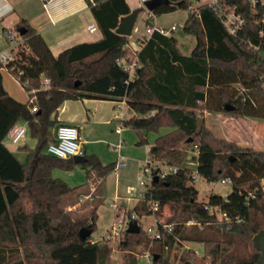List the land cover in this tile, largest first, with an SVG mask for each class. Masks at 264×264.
Segmentation results:
<instances>
[{
	"label": "trees",
	"instance_id": "trees-1",
	"mask_svg": "<svg viewBox=\"0 0 264 264\" xmlns=\"http://www.w3.org/2000/svg\"><path fill=\"white\" fill-rule=\"evenodd\" d=\"M85 1L101 33L99 40L76 44L54 56L21 20L15 32L24 39L27 50L20 47L13 60L0 63V264H111L110 247L90 241V235L85 240L78 235L81 228L95 230L96 207L89 216L75 217L66 210V201L79 197V191L91 182L105 179L115 164L103 165L96 155H84L87 161L80 165L86 182L70 187L51 172L54 168L71 170L77 164L46 152L61 125L59 107L65 101L82 99L124 100L131 115L121 123L136 133L139 146L148 145V133L170 128L149 146L147 159L157 170L169 165L177 171L155 178L130 210L142 218L153 214V202L159 205L158 211L165 204L177 206L171 230L161 228V239L152 240L158 244L152 264H167L164 250L183 242L201 245L200 256L188 252L197 264H255L259 252L251 238L264 228V149L241 147L215 137L205 127L197 133L196 125L204 112L264 120V46L254 50L248 45L258 43L247 31L254 23L247 21L246 30L231 37L213 12L198 6L182 26L195 38L189 56L179 52L173 37L155 31L146 39L138 35L136 41L141 45L133 50L129 37L115 33L119 18L131 12L126 1ZM169 2L147 12L144 29L154 27V16L189 10L196 0ZM133 61L130 75L124 67ZM3 69L28 94L26 102L15 100L4 89ZM43 79L49 80L48 86L42 85ZM226 105L232 109L226 110ZM17 124H23L37 142L35 150L26 145L20 148L25 153L23 162L3 144ZM188 155L197 163L199 177L207 182L225 181L231 192L210 194L205 202L198 201ZM138 228L136 234L123 232L118 250L124 264H138L131 251L150 242Z\"/></svg>",
	"mask_w": 264,
	"mask_h": 264
},
{
	"label": "rangeland",
	"instance_id": "rangeland-1",
	"mask_svg": "<svg viewBox=\"0 0 264 264\" xmlns=\"http://www.w3.org/2000/svg\"><path fill=\"white\" fill-rule=\"evenodd\" d=\"M188 14L189 10H177L154 16L156 27L169 29L171 26H176V29L171 31L170 35L176 38L179 49L186 55H190L191 50L195 46L194 36L186 34L182 30L183 23ZM146 18L147 11L143 10L138 16L137 24H140L141 20L144 21ZM134 30L135 32L141 31V34L145 31V29L141 30L139 27ZM94 36L96 37L97 33ZM132 39L130 38V42L133 44ZM3 77L4 84L11 91L24 92L18 84L10 79L6 71L3 72ZM15 95L20 97L18 94ZM103 101L105 102L103 104L106 108L105 110L108 113L110 112L108 123L90 125L88 127V135L83 133V139L88 141L85 145L87 155L95 153L103 165L114 163L115 170L98 184H92L91 182L83 191H79V197L67 200L66 210L71 211L75 217H85L89 216L93 207H96V227L90 234V240L102 242L111 248V264H124L125 261L122 253L118 250V245L131 219H136L141 229L146 232L147 228L156 223L160 225L170 224L172 218L177 213L176 205L165 204L157 213H153L150 216L136 218V216L130 214V210L140 200V194L145 190V187L140 186L139 182L145 180L143 168L148 158V146L154 143L158 135L170 131V128H162L158 133H148V145L139 146L136 144V133L128 127H123L120 118H114L117 114H121L125 119L128 118L131 113L127 110L126 106L118 104L117 107L112 108L108 101ZM77 104L75 112L80 114L85 112V108L88 111L97 109L93 105L83 106L81 102ZM215 115L207 112L203 113V127L210 130L215 137L220 139L225 138L227 141L235 142L241 147L252 148L256 151L264 149V120L221 114L224 118H228V121L222 124L221 122H216ZM116 127L123 128V143L119 147L120 138L115 131ZM3 143L22 162L25 156L19 152L18 148L25 144L32 150H35L37 147L36 140L32 139L28 133L17 144L10 143L7 136L3 140ZM119 158H123L125 162L123 166H117ZM51 175L64 181L70 187H81L86 182L85 169L81 165H76L71 170L54 168ZM261 182L264 187V179ZM192 183L198 191V201L200 202H205L210 194L225 196L232 190L229 183L207 182L199 176L193 179ZM130 191H132L131 194H129ZM84 193L89 198H84ZM82 194L84 195L82 196ZM26 204L30 208L29 203L26 202ZM215 214L218 218L221 217L218 212H215ZM116 231L117 234L113 235ZM148 238L150 242L147 247L138 246L134 251H131L136 256L138 264H152V255L157 252L156 248L158 244L152 241L151 237L148 236ZM190 251L200 256L202 254V247L192 242L176 243L173 247L164 250L163 260L167 264H183L184 260H189V264H197L195 260L191 259V254L188 253ZM148 257H151L150 263L147 262Z\"/></svg>",
	"mask_w": 264,
	"mask_h": 264
},
{
	"label": "crops",
	"instance_id": "crops-1",
	"mask_svg": "<svg viewBox=\"0 0 264 264\" xmlns=\"http://www.w3.org/2000/svg\"><path fill=\"white\" fill-rule=\"evenodd\" d=\"M125 1L132 11L141 7L145 0ZM21 20H24L28 26L31 27L42 38L54 56H57L63 50L76 44L94 42L101 38V33L97 28L93 32H89L87 29L88 26L91 25L96 27V23L85 0H48L47 2H44L43 0H0V55H6L10 61L15 58L14 55L17 48L12 47V45L5 39L4 32L6 30L15 31L18 27V23ZM137 21L138 17L136 19L132 34L129 37L131 39L133 37V44L131 42L129 44L130 48L133 50L135 49V40L138 35L141 34V31L135 32L134 29L139 27V29L144 30L143 20H141L140 24H137ZM96 33L97 36L95 37L94 34ZM170 33L168 36L173 37L170 35ZM174 39L179 52L184 56H189L184 54L179 49L177 40L176 38ZM4 71L7 72V75L11 80L14 81V83L20 86L15 78H13L6 69H3V72ZM3 72L2 85L7 93L19 102H26L28 99V94L24 90V92L20 91L21 93L15 90L11 91V89H9L4 84ZM21 89L23 88L21 87ZM15 94L20 95V97H17ZM79 102H81L83 106L93 105L97 109L88 111L87 108H85V112L80 114L75 112V108ZM108 103L112 108H115L114 102L108 101ZM103 104H105L103 100L101 101L96 99L65 101L58 109L57 120L60 122V124L76 126L83 139V133L88 135V127L90 125L108 123L110 112L108 113L105 110L106 108L103 106ZM215 117L217 123L221 122L223 124L224 122L228 121V118H224L221 114H216ZM17 125L24 126L23 124ZM240 129L242 132V127ZM244 131L248 132L247 130ZM122 133L123 130L121 134H118L120 140H122ZM83 141L84 155H87L85 145L88 141L85 139H83ZM20 148L21 147L18 148L19 152L23 153L25 156L24 151H22ZM91 154L96 155L95 153Z\"/></svg>",
	"mask_w": 264,
	"mask_h": 264
},
{
	"label": "built area",
	"instance_id": "built-area-1",
	"mask_svg": "<svg viewBox=\"0 0 264 264\" xmlns=\"http://www.w3.org/2000/svg\"><path fill=\"white\" fill-rule=\"evenodd\" d=\"M198 6H206L211 12H213L222 25L224 31L231 37H239L243 30H246L247 21H252L254 23L250 34L254 35L258 39L257 44H252L248 42V45L252 47L254 50H261L264 46V0H196L194 5L190 7L189 12H193L196 10ZM154 22V17H153ZM88 31L93 32L96 30V27L91 25L88 26ZM176 26H171L169 29L154 27H148L145 29L143 38H148L152 32H158L161 35L168 36L171 31H174ZM5 39L12 45L14 48H23L27 50V47L24 45V39L20 37L15 31L6 30L4 32ZM141 45V41L135 40V49H139ZM10 61L6 55H0V63L5 65ZM135 65V61L131 62L130 65L125 66L124 69L131 75L133 67ZM42 85L44 87L49 85L48 79L42 80ZM119 105H125L124 100L115 103V107ZM31 111H36L35 107L31 108ZM114 118H120L121 121L125 119L121 114H117ZM122 125V123H121ZM123 126V125H122ZM123 128L116 127L115 131L117 134H121ZM27 133L25 126L15 125L11 128V130L7 133V137L10 140V143L17 144L19 143L24 135ZM123 143L120 140L118 147ZM84 141L82 136L79 133V130L76 126L69 124H61L55 130V141L49 143L46 146V152L52 156L58 158H72L73 156H84L83 150ZM125 164L123 158H119L117 162V166H123ZM187 164L194 167L192 171L191 178L195 179L197 175V171L195 169L197 163L191 161V156L187 157ZM177 171V167L175 166H160L159 169L154 166L153 162H150L147 159V162L144 165L143 173L145 176V180L139 182L140 186H144L145 189L151 185L152 181L156 178L163 179L168 174H174ZM221 183L225 184V181H221ZM132 191L129 192L131 194ZM144 192L140 194V199L143 198ZM83 196V195H82ZM81 196V197H82ZM80 197V198H81ZM89 198V196L85 195L84 198ZM81 200V199H80ZM159 205L155 202L151 203L150 211L155 213L158 211ZM166 229L167 231L171 230L170 224H155L146 229L147 235L151 237L152 240H160V229ZM119 229V228H118ZM117 231L113 233L116 235ZM151 258V257H150ZM150 258H147V262L150 263Z\"/></svg>",
	"mask_w": 264,
	"mask_h": 264
},
{
	"label": "water",
	"instance_id": "water-1",
	"mask_svg": "<svg viewBox=\"0 0 264 264\" xmlns=\"http://www.w3.org/2000/svg\"><path fill=\"white\" fill-rule=\"evenodd\" d=\"M169 3H170L169 0H145L141 7L136 8L132 10L128 15L119 18V23L115 29V33L121 36L130 37L136 19L143 10H146L147 12H153L156 8L163 5H168ZM22 32L23 30L21 29L20 33L22 34ZM225 109L231 110L232 108L226 105ZM196 125H197V133H199L203 127V119L198 117L196 119ZM71 159L74 162V164L77 165L84 164L87 161V159L84 156H73ZM53 227H56V225L54 224ZM126 231L128 233H133V234L139 232V228L135 219H131L129 221ZM90 234L91 231L87 228H81L78 232V235L81 240H85ZM251 242L253 248L259 252V256L255 264H264V228L259 230L255 235L252 236ZM156 259L157 257L155 256L154 260Z\"/></svg>",
	"mask_w": 264,
	"mask_h": 264
}]
</instances>
